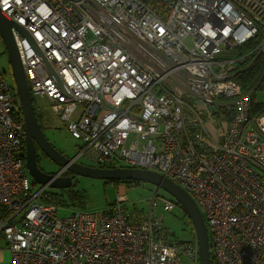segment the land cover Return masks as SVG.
<instances>
[{
	"label": "built area",
	"instance_id": "2783aa9c",
	"mask_svg": "<svg viewBox=\"0 0 264 264\" xmlns=\"http://www.w3.org/2000/svg\"><path fill=\"white\" fill-rule=\"evenodd\" d=\"M0 11L26 31L11 28L31 95L51 101L78 156L171 178L200 208L214 264H264V0H0ZM258 56L246 91L234 76ZM17 107L0 71V239L12 264L198 261L162 216L129 211L124 188L60 217L26 170Z\"/></svg>",
	"mask_w": 264,
	"mask_h": 264
},
{
	"label": "rangeland",
	"instance_id": "374dc122",
	"mask_svg": "<svg viewBox=\"0 0 264 264\" xmlns=\"http://www.w3.org/2000/svg\"><path fill=\"white\" fill-rule=\"evenodd\" d=\"M0 71L4 73L7 82L11 84L12 78L8 56L1 37ZM32 99L34 109L40 117L42 132L48 141L64 155L69 157L76 155L79 151L80 142L71 136L65 121L61 120L58 114L52 111L51 101L45 96L39 95H32ZM256 100L258 102L263 100V90H257ZM208 126L210 127L209 124ZM211 128L213 136L217 139L227 129L226 127L223 129L220 125L217 127L211 126ZM79 158L88 165L93 164L86 155H82ZM38 166L48 174H54L60 169L58 165L45 155L40 156ZM71 182L69 187L63 188L46 186L47 193L53 194L56 198L63 201V204H58L57 209V214L60 217L69 214L73 209L93 211L105 208L116 200L119 189H121L118 188L120 183L81 175H73ZM35 186L37 188L40 187L37 184ZM155 194L158 196L155 197ZM161 196L171 197L162 189H157L156 186L146 182L125 186L124 197L126 198V207L129 211L137 210L146 215L162 216L163 224L169 230L171 240L180 242L194 241L196 243L193 225L183 208L176 204L170 211L163 210ZM152 199H154L153 206H151ZM0 246L6 248L3 239H0ZM180 259L182 260L181 264H193L191 258L186 254H181ZM195 264H198V261Z\"/></svg>",
	"mask_w": 264,
	"mask_h": 264
},
{
	"label": "water",
	"instance_id": "95a60500",
	"mask_svg": "<svg viewBox=\"0 0 264 264\" xmlns=\"http://www.w3.org/2000/svg\"><path fill=\"white\" fill-rule=\"evenodd\" d=\"M18 29L27 36L26 31L17 26L9 17L0 11V37L4 43L11 78L23 115L25 167L34 183L49 187L63 188L71 185V176L62 175L68 172L102 180H134L150 183L157 189H162L180 205L193 225L198 252V264H211V253L208 229L203 214L193 197L180 184L156 171L136 166L100 167L84 165L76 161L78 155L66 157L56 149L45 137L38 122L32 95L21 66L11 28ZM50 73L52 69L46 63ZM36 145L46 157L60 167L54 174L45 173L36 161Z\"/></svg>",
	"mask_w": 264,
	"mask_h": 264
},
{
	"label": "trees",
	"instance_id": "16d2710c",
	"mask_svg": "<svg viewBox=\"0 0 264 264\" xmlns=\"http://www.w3.org/2000/svg\"><path fill=\"white\" fill-rule=\"evenodd\" d=\"M241 49H243L244 51H248L250 49V44H244L241 46ZM251 58H253V55L250 56ZM250 59H248L245 63H249ZM262 66H263V57L258 56L256 57L252 62L249 63V65L246 67V69H244L242 72H238L235 74L234 79L239 82L242 85V88L244 90H249L257 81L260 72L262 70ZM10 88L15 92V87H14V83L12 80V83L9 84ZM257 89L258 90H264V81H260L257 84ZM33 102V99H32ZM257 102L255 101L254 103V107H253V113L260 111L259 106H257ZM35 110V109H34ZM36 113V111H35ZM16 114L18 115V117L20 118L21 121H23V115L21 112V107L19 105L18 102V107L16 109ZM37 119L40 122V117L39 115L36 113ZM38 149V147H36ZM22 156H23V161L25 163V145H24V139L22 140ZM38 155L36 156V161L38 162ZM121 164L119 162H111V163H106V164H94V166H100V167H113V166H120ZM67 174H70L68 172H66ZM105 181H111L114 183H121V184H125V186H132V185H136L139 184L142 181H134V180H105ZM51 196V201L55 202V203H59L62 204L63 201L60 200L59 198H56L53 194H49ZM172 198V197H171ZM177 204V203H176ZM210 241V239H209ZM211 264H214V260L211 256Z\"/></svg>",
	"mask_w": 264,
	"mask_h": 264
},
{
	"label": "crops",
	"instance_id": "0c3cea01",
	"mask_svg": "<svg viewBox=\"0 0 264 264\" xmlns=\"http://www.w3.org/2000/svg\"><path fill=\"white\" fill-rule=\"evenodd\" d=\"M62 153V152H61ZM118 188L125 189V184H119ZM6 245V243H5ZM0 264H12L11 263V255L9 251L7 250V247H1L0 246Z\"/></svg>",
	"mask_w": 264,
	"mask_h": 264
},
{
	"label": "flooded vegetation",
	"instance_id": "af4514ba",
	"mask_svg": "<svg viewBox=\"0 0 264 264\" xmlns=\"http://www.w3.org/2000/svg\"><path fill=\"white\" fill-rule=\"evenodd\" d=\"M38 122H39V121H38ZM39 123H40V126H41V122H39ZM36 147H37V145H36ZM36 153H37V155H38V157H39L37 164H39L40 156H41V155H44V153H42L41 150H40L39 148H38V149L36 148ZM37 155H36V156H37ZM65 156L68 157V158H71V157H72V156L69 157V156H67V155H65ZM79 157H80V156H78L77 159H76L77 162L82 163V164H84V165H88V164H86L85 162L81 161ZM91 166H94V164H92ZM62 175H64V176H65V175H66V176L68 175V176H71V178H72V176H73L72 174H67L66 172H64Z\"/></svg>",
	"mask_w": 264,
	"mask_h": 264
}]
</instances>
